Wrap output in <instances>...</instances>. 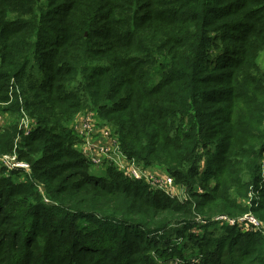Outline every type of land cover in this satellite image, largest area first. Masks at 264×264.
I'll return each mask as SVG.
<instances>
[{"label":"trees","instance_id":"1","mask_svg":"<svg viewBox=\"0 0 264 264\" xmlns=\"http://www.w3.org/2000/svg\"><path fill=\"white\" fill-rule=\"evenodd\" d=\"M263 55L264 0H0V264H264L217 220L264 224ZM88 113L180 199L92 175Z\"/></svg>","mask_w":264,"mask_h":264},{"label":"built area","instance_id":"2","mask_svg":"<svg viewBox=\"0 0 264 264\" xmlns=\"http://www.w3.org/2000/svg\"><path fill=\"white\" fill-rule=\"evenodd\" d=\"M94 116L95 115L91 113L79 116L74 123L75 124L74 128L78 136L83 141L81 145V151L84 157L89 162L91 167L98 169V168L103 167L104 162L110 161V160H105L103 156L107 155L109 152H111V150L113 152L117 150L116 153H118L120 151V147H119L118 141L110 136L109 130L107 129L101 130L100 126H99V129L97 130L96 124L94 122L95 120ZM4 122L0 124V126L3 125ZM32 128H33V125L30 120L26 118L22 119L20 123V130L24 137L29 136ZM94 131L96 132L94 136H97L100 133L105 136H110L114 140V142L113 140L111 141V150L110 148L108 149L105 146L100 145L97 141L94 142V145L96 146L93 145L90 147V144L88 143L85 137H87L86 133H88V137H91V133ZM132 162L133 161L126 160L124 164H120V166L119 164L117 165L112 164V165H114L115 168L128 179L135 180V181L136 180L144 181L153 190H161L171 198H179L177 197L178 196L177 194L173 195L171 193V190L176 187L173 184V179L168 175L165 176V172L160 171L158 172V174H147L146 171L138 172L130 166V164H133ZM0 164L2 167L6 168V170H9V171L15 170V169H21L25 171L29 170V166L24 162H18L15 155H5L1 157ZM107 166H109V164ZM262 177L264 178V163L262 166ZM217 220L224 221L228 225H231V226L238 224L240 228L245 229V230L256 229V228L259 229L262 226L254 217L250 215H245L244 217H242L241 219L237 221L228 220L225 217H220Z\"/></svg>","mask_w":264,"mask_h":264},{"label":"rangeland","instance_id":"3","mask_svg":"<svg viewBox=\"0 0 264 264\" xmlns=\"http://www.w3.org/2000/svg\"><path fill=\"white\" fill-rule=\"evenodd\" d=\"M260 64L262 65V67H264V55L261 56ZM4 115L5 114H2L0 112V124H2L5 121V119H7L6 116H4ZM93 115H95V114H93ZM94 122L96 124L97 130L99 129V126H100L101 130H106V129L108 130L107 127L100 125V121L99 120H96L95 119ZM95 133H96L95 131L92 132L91 133V137H88V133H86V136L87 137H85V138L87 139L88 143L90 144V147L94 145V142L95 141H97L100 145H103V146H105L108 149L110 148V150H111V141L113 139L110 136H105V135H102L100 133L96 136L97 138H95L94 137ZM113 142H114V140H113ZM94 146H96V145H94ZM116 151L113 152L111 150V152H109L107 155H104L103 156L105 158V160H110L109 162H104L103 163L104 164L103 167H102L103 169L108 164L109 165L110 164H116V165L119 164V166H120V164H124V162L126 160H128L126 157H124V156L121 155L120 151L118 153H116ZM132 163L133 164H130V166L132 168H134L138 172H141V171L142 172H145L146 171L147 174H158V172H160V171L162 172L161 169H158V168H155V167H142V166L137 165L135 162H132ZM0 169H1V164H0ZM90 172L94 176H99L101 174V171L100 170H97V168H94V167H91ZM165 176H167V173H165ZM181 191H182L181 188L176 187V188H174V189L171 190V193L173 195H176V194L179 195L181 193ZM262 197H263V194L261 193L260 194V199H262ZM262 226H263V229H264V224L263 223H262Z\"/></svg>","mask_w":264,"mask_h":264},{"label":"crops","instance_id":"4","mask_svg":"<svg viewBox=\"0 0 264 264\" xmlns=\"http://www.w3.org/2000/svg\"><path fill=\"white\" fill-rule=\"evenodd\" d=\"M95 138H97L96 136H94ZM105 169V168H104ZM102 167H101V169L100 168H98L97 170H100L101 171V174H102V172H103V170H104ZM163 172V171H162Z\"/></svg>","mask_w":264,"mask_h":264}]
</instances>
